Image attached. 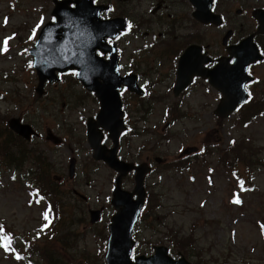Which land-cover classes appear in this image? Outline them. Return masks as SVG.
I'll return each instance as SVG.
<instances>
[{
    "label": "rangeland",
    "instance_id": "1",
    "mask_svg": "<svg viewBox=\"0 0 264 264\" xmlns=\"http://www.w3.org/2000/svg\"><path fill=\"white\" fill-rule=\"evenodd\" d=\"M51 9L50 0H0V130L8 119L21 116L25 123H33L39 133L46 134L44 120L38 116L44 118L47 113L54 118L61 103L67 101L68 112L70 106L75 111L83 99L84 111L91 113V101L80 96L83 95L79 93L80 87L69 78L48 86L53 90H47L43 96L38 94L37 100L34 98L37 79L31 71L27 51L33 45V33L39 32L38 20L43 18V24L48 22ZM232 26L237 28L238 23ZM216 37L220 36L216 34ZM260 92H255L256 97L243 110L217 121L212 112L218 101L212 93L211 116L210 108L203 112L204 124H208L198 127L195 137V131L182 124L166 127L168 121L164 120L159 121L156 132L162 141L153 144L150 138L142 137L130 142L131 153H140L138 160L154 157L152 164L156 168L146 178L147 207L134 233L138 254H151L153 246L169 248L176 244L175 250L196 264H264V98ZM193 101L199 107L208 100L195 96ZM64 109L67 110V105ZM248 109L251 113L255 111V115L248 116ZM70 114L73 116L74 112ZM160 114L161 111L157 119ZM245 116L249 118L243 119ZM149 130L156 129L151 124ZM77 139H82L80 133ZM4 142L5 148L13 151L9 159L22 167V173L13 177L14 172L5 159L0 161V235L7 231L14 237L17 251L5 254L0 249V264H46L40 255L44 256L42 251L47 249L62 264H105L102 241L114 214L109 204L113 188L110 169L95 161L90 163L86 143L80 142L77 177L61 187L49 177L26 173L33 170L30 162L33 156L18 143L15 135ZM143 145L146 146L141 149ZM135 147L141 150L136 151ZM189 147L200 150L186 164V160L180 161L184 158L181 151ZM20 150L22 154L17 156L15 151ZM62 154L65 163L69 154ZM236 157H242V162H235ZM156 158L166 164L157 163ZM256 159L258 163H254ZM179 166H182L180 171L176 170ZM55 172L51 170L50 175L64 173V169L59 171L55 167ZM64 176L67 177V170ZM89 182L91 185L86 186ZM34 183L45 184L51 194L46 192L50 199L43 204L40 200L33 202L30 197L36 189ZM133 185V181L127 180L122 188L131 190ZM72 188L89 199L82 202L72 197ZM52 202L59 212L55 215L51 210L48 218L56 221L57 233L42 226L44 207ZM99 208H103L100 221L89 222V211ZM44 225L49 223L46 221ZM32 238L36 251L26 252L25 243Z\"/></svg>",
    "mask_w": 264,
    "mask_h": 264
},
{
    "label": "flooded vegetation",
    "instance_id": "2",
    "mask_svg": "<svg viewBox=\"0 0 264 264\" xmlns=\"http://www.w3.org/2000/svg\"><path fill=\"white\" fill-rule=\"evenodd\" d=\"M58 1L66 3L71 9L75 6L72 3L75 0ZM91 3L93 6L107 7L99 14V19L113 21L119 30V34L108 43L114 48L117 74L125 79L118 89L121 104L118 120L125 128L119 137L116 152L120 161L130 163L134 168L149 165L151 171L154 170L155 167L151 166L154 157L138 160L140 154H132L131 146L126 145V142L128 138L133 141L147 135L157 141L161 139L156 132L165 112L169 118L166 126L182 124L191 132L195 131V137L199 133L197 128L208 124H204V110L210 108L211 116V94L220 96L212 87L209 76L212 72L214 78H222L224 73L227 77L235 60L234 54L238 61L255 60L246 63L248 74L255 80L245 88L254 97L255 92L260 90L264 98V33L260 31V21L256 17L257 12H264V0H91ZM121 6L127 9H119ZM91 11L81 10L78 20L86 24L93 23L94 18L89 15ZM51 12L52 9L49 11V22L54 21ZM235 22L238 23L237 28L232 26ZM216 34L220 36L219 39ZM96 55L103 61L108 59L107 54L96 51ZM254 57L261 59L258 61ZM68 75L75 78L74 72L64 76ZM47 90L53 88H46L44 93ZM178 90L180 93L175 96ZM79 93L83 94L80 96L85 97L84 100L91 101V113L84 111L81 103L83 99L75 106V111L70 106V112V103H61L59 113L54 114V118L47 113L44 118L38 116L44 120L46 134L39 133L33 123H25L21 116L16 118L35 131L30 139L17 136L4 126L33 156V161H30L33 173L36 172L40 178L49 177V180L61 187L69 183L67 180L77 177V160L82 152L80 142L83 145L86 143L90 158L92 154L86 142V123L89 118L96 117L100 103L93 93L83 89H79ZM195 96L208 101H203V106L197 107L198 104L193 101ZM34 98L37 100L38 97ZM65 105L67 110L64 109ZM159 111L161 114L157 119ZM71 112H74L73 116L76 113L74 120ZM151 124L155 131L149 130ZM78 133L82 137L80 141L77 139ZM102 134L104 146L106 149L111 148V140L105 132ZM7 152L13 151L8 148ZM62 152L69 154L68 160L65 157V163ZM15 154L21 156L22 151H15ZM71 161L75 171L70 177ZM90 163H94L92 158ZM55 167L59 171L64 169V173L50 175L51 170L55 172ZM66 170L67 177L64 176ZM134 171L126 175L124 184L127 180L133 181ZM111 174L117 176L113 171ZM90 185V182L86 184ZM41 187L46 189L45 184L39 183ZM70 195L82 202L89 199L74 188Z\"/></svg>",
    "mask_w": 264,
    "mask_h": 264
},
{
    "label": "water",
    "instance_id": "3",
    "mask_svg": "<svg viewBox=\"0 0 264 264\" xmlns=\"http://www.w3.org/2000/svg\"><path fill=\"white\" fill-rule=\"evenodd\" d=\"M91 0L75 1L76 7L70 13L62 2L52 0L55 8L52 15L56 21L47 24L40 32L35 49L30 51L34 56V68L38 77L36 92L41 95L43 85L58 82L56 72L64 73L66 71H76V80L83 87L95 93L101 101V107L97 116V123L92 121L87 124V138L90 147L93 149V158L97 161H103L110 168L120 173L115 181V189L112 193L111 204L116 210L108 227L109 236L107 239V250L104 257L106 264H170L169 261H163L165 258V249L156 248L152 257L143 256L130 259L131 249L134 242L131 239L133 226L139 216L143 206L145 191L143 181L149 169L144 165L136 169L135 186L131 193L121 189V178L132 170L131 165L119 162L115 157L116 148L110 150L106 155L104 147L100 145L101 134L98 129L103 127L109 132L110 139L115 142L123 127L115 117L114 107L108 99L114 100L117 97L119 84L116 80V66L114 59L109 58L104 62L100 58L93 56L95 49L103 53H111L105 43V38H111L117 32L111 27L110 22L99 21L98 11L95 10V22L99 24L96 27L80 26L75 20L78 16L80 4L84 8L90 7ZM88 5V6H87ZM263 13L257 12V19L260 20L261 29L264 33V21L261 17ZM68 18V21L65 20ZM69 19H73L70 21ZM93 57V58H92ZM95 59V60H94ZM94 67V68H93ZM106 69H105V68ZM102 71V72H101ZM102 81L103 83H99ZM107 87V88H106ZM103 89V90H101ZM106 90V91H105ZM231 90V91H230ZM110 91V92H109ZM111 96V97H110ZM224 99L215 111L219 118H227L238 105L246 101L247 95L244 92L228 89L223 93ZM117 100V98L115 99ZM109 102V103H108ZM117 114V112H116ZM9 128L19 135L29 139L31 131L29 127L20 125L17 120H10ZM191 150L185 151V153ZM133 196L136 199H133ZM99 211H90V222L95 223L99 218ZM180 264H187L183 259Z\"/></svg>",
    "mask_w": 264,
    "mask_h": 264
},
{
    "label": "trees",
    "instance_id": "4",
    "mask_svg": "<svg viewBox=\"0 0 264 264\" xmlns=\"http://www.w3.org/2000/svg\"><path fill=\"white\" fill-rule=\"evenodd\" d=\"M253 109H254V108H253ZM250 110H251V109H248V110H247V111H248V114H249L248 116L252 117L253 114L255 113V111H253V112L251 113ZM251 115H252V116H251ZM254 115H255V114H254ZM248 116H245L243 119H247V118H249ZM243 119H240V121L243 120ZM0 132H1V134H0V151L2 152L3 156H6V154H7V157H6V163L8 164L7 166H8L10 169H13L14 164H13V161H12V160L8 159V158L10 157V152H7V151H8V148H5V142H4V140L6 141V138H7V137H10L11 134H10L9 131L6 130V128L3 129V130H0ZM235 160H236L235 162H239V163H241L242 160H243V158H242V157H236ZM258 161H259V159H256V160H254V163H258ZM228 164H229V163H228ZM178 170H179V168H178ZM51 210H54L55 213H57V212H59V207H58L57 205H54V203L52 202L51 204H48V207H47V211L51 212ZM43 225H44V224H43ZM43 225H42V226H43ZM56 225H57L56 223H54V224L51 223V226H50L48 229H46V231H49V232H51V233H54V232H55ZM55 233H57V232H55ZM52 242H53V241H49V243H52ZM61 243H62V241H61ZM25 247H26V249H28V250H30V251H36V250L34 249V246H33V245H29V243H25ZM51 251H52V250H49V249H47V250H45V251H42V253H43L44 256H41V255H40V257H41L44 261H46V264H62V262H58L60 259L55 258V257L53 256V254L50 255ZM31 258H32V257H30V259H31Z\"/></svg>",
    "mask_w": 264,
    "mask_h": 264
},
{
    "label": "snow or ice",
    "instance_id": "5",
    "mask_svg": "<svg viewBox=\"0 0 264 264\" xmlns=\"http://www.w3.org/2000/svg\"><path fill=\"white\" fill-rule=\"evenodd\" d=\"M7 44H8V41L5 40L4 41V50L6 51L7 50ZM238 202V201H237ZM45 218L47 219V213H45ZM0 239H3V237H0ZM9 240H11L12 238H8ZM7 246V245H5Z\"/></svg>",
    "mask_w": 264,
    "mask_h": 264
}]
</instances>
